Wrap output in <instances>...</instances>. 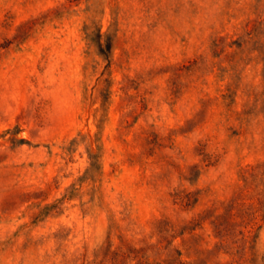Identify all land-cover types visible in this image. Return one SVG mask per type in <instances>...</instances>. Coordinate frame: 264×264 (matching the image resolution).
<instances>
[{
	"label": "rangeland",
	"instance_id": "obj_1",
	"mask_svg": "<svg viewBox=\"0 0 264 264\" xmlns=\"http://www.w3.org/2000/svg\"><path fill=\"white\" fill-rule=\"evenodd\" d=\"M0 264H264V0H0Z\"/></svg>",
	"mask_w": 264,
	"mask_h": 264
}]
</instances>
